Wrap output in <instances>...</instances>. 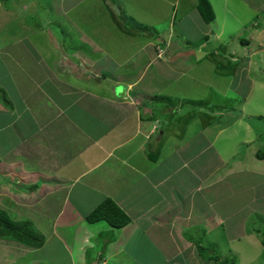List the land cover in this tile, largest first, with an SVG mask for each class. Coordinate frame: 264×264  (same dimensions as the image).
<instances>
[{
    "label": "rangeland",
    "instance_id": "374dc122",
    "mask_svg": "<svg viewBox=\"0 0 264 264\" xmlns=\"http://www.w3.org/2000/svg\"><path fill=\"white\" fill-rule=\"evenodd\" d=\"M153 1L154 0H146V3L151 6L155 4ZM208 1L210 4L213 2L212 0ZM247 1H252V3L248 2L246 5L247 7L239 4L235 5L234 3L230 5L228 12H230V20L234 22L229 23V29H226L224 36L218 35L219 38H217L216 35L215 37H210L211 41L217 39L219 41H215V43L212 44L215 49L212 54H210L211 58H204L211 61L210 64L216 65V61H222L221 58L225 57L226 62L229 63L227 64L224 62L222 64V70L230 74L229 79H224L223 85L220 86H215L213 82L211 90L206 88L208 94H210L208 99L201 102L199 106L185 107L183 109V115L181 114V121H174L176 124H179V130L182 131L181 135L176 139L181 141L182 137L185 138V134L189 135V132H192V135H194L197 133L192 137L193 142L196 144L193 145L192 143L191 149H182L183 146L180 145V148H170L169 151H171L169 153L166 152V154L174 155L176 159L178 156L181 157V153L183 157L188 156L191 152L196 153L198 148L202 147L200 143L203 141L202 135L204 132H201V130H203L204 127H201V125L213 119L215 122V129L212 132V140L215 141V143L212 144L211 148L214 156L213 163H211L213 173L210 178H207L205 183L207 184L205 186H208L205 190L208 191L209 195L205 190H202V192H204V194L206 193L209 197L213 193L216 196L217 201L212 210V214L206 209L205 212L200 214L201 217L198 216L196 218V220H198L197 225L196 223H193V225L189 223L188 229L184 235L182 233L181 239H178L176 236L174 237L173 234H171L172 237H170V235L168 236L166 233L167 229L164 227L160 229L162 226L159 224L149 227V230L152 229L151 231H147L148 228L143 227L150 237L155 236L156 238L151 239L146 236L145 238L141 236L134 237L132 239V245L127 249V252H125L127 255L124 256L123 259H121V257H116L117 255L114 256V264H211L206 260L208 258L204 259L198 253L197 245L189 240V236L195 237L197 241L201 238L205 246L211 245V247H213L211 250L212 255L215 254L220 259H231L236 257L235 260L237 264H264V245L261 240L264 236L254 231V227L264 229V161L259 160L255 155V152L264 149V33L257 39L258 42H263L262 48L260 47L257 50L258 44L256 45L252 42L250 45L251 52H245V54H243L242 51V53L239 52V48L242 47L240 43L250 40L248 35V31L250 30L249 24L253 22L256 25H260V27H264V0ZM0 2L2 3V7L0 8V45L1 48L5 45L9 48V52L6 49L0 50V95L4 97V99L0 100V110L4 111L6 120H12V123L7 124L6 128L2 127L5 122H0V142H4V144L2 143V145H0V151L3 150V147L5 151L9 150L11 143L18 142L20 144L19 150L24 157V160L17 161L18 165L6 161L5 164L9 165L4 166L3 162H0V172L4 177V181H11V183L9 182L10 186L5 190L7 196L5 197V195L3 196L0 194V209H4L5 212L9 214L10 218L15 221H30L31 227L45 238V241L50 239L49 244L46 245L44 249L26 248L17 242L12 243L1 240L0 264H70L71 262H76L78 256L84 252H82V249L78 251L80 246H73L72 248L66 246L68 249V251H66L62 247V243L59 239L56 236H52L55 231L54 227L51 226L52 224L49 222L51 217L56 213L55 209H58L59 203L56 202V205H52H55V209L52 208L45 212H40L39 210L36 212L31 211L29 214L23 213L21 205L17 204L20 201H38L39 205L42 204L43 207H47L48 202L51 200V198H49L50 195L46 194L47 192L43 191V189L38 188L33 190L29 189V184L25 185L26 177H32L39 182L46 183L45 175H48L46 170L34 169L31 166L32 162L30 163L29 160H37L38 163H40L41 161L48 160L52 155L50 149L45 148L42 149L39 155H33V151H31L32 145L40 142L41 146H43V144L51 146L52 151L56 147L63 149V145L67 143L68 139L72 137L75 132L79 131L75 129L67 130L70 128V120H74L73 122L75 123H83L87 126V129L90 128L92 124L91 116L84 112L86 102L78 106L72 104L70 101L67 102L68 99L60 95L61 91L58 92L52 87V81L49 82L48 78L53 76L52 72L60 68V58L62 63L65 62L67 66H70V69L77 63L82 62L83 60L81 57L77 55L75 57V51L78 49H89L93 41L97 44L99 43L101 47L103 45L104 48L103 52L100 50L98 52L93 51L91 54L93 58L94 56L97 58L100 55L103 56L104 53L105 57L107 52L113 53L116 57L120 56L122 51L120 49L121 45H126L127 43V37L125 36L127 33L121 28L127 29L131 35H134V33L129 30L128 25L121 24V27L117 26L116 21H123L122 17L116 16L119 12L117 8L118 0H0ZM193 2L194 6H198V0H193ZM187 4H189V2ZM130 8L133 7L127 6V9ZM255 9H258L260 15L258 18L256 17L257 15L254 14ZM197 11L198 12L195 13L194 9L192 11L191 8V13L188 17H184L183 21L179 22L178 18L176 19L175 26V33L178 32V36L181 39L180 41L182 43L185 39L188 42L190 41L191 45L189 47L192 48H194L193 46L196 44L202 42L199 39L201 32L199 28H201L200 25H202L203 18L202 12L200 10ZM218 12H221L220 9H218ZM134 18L141 21V18L135 15ZM238 19L240 20L239 22L237 21ZM237 23L244 24L245 27H241L242 29L237 28ZM158 24L159 23L154 22L152 28H154L155 32H162L163 28H159L160 25ZM115 26L119 27L118 29L122 31L120 34ZM215 28L217 27L215 26ZM137 29L140 34L142 33L140 36L141 38L142 36L145 38L147 34L149 35L150 33L145 28L137 27ZM173 29L174 28H171V33ZM233 37L236 42H232ZM111 38L114 39V41L111 40ZM220 42H222V44ZM234 43L235 46L232 45ZM137 44H140V42H137ZM70 48L74 51H70ZM246 50L248 49L246 48ZM201 55L203 56L202 53ZM143 56L144 53L138 54V56L132 60L136 71H134L131 64L118 69L116 72H120V74H136L138 70L137 66L140 65L139 62H141ZM260 56L263 62L260 61ZM44 57L47 60H45ZM236 58L246 60L247 66L245 65V69L241 68V64L237 69L235 68L237 65ZM44 60L45 63L43 64ZM106 61L108 64L105 63V65L107 67L109 66V69H111L110 59ZM136 61L137 64H135ZM79 66L78 68H74L71 73L66 74V76L64 75V78L91 77L86 75L83 67L81 68L83 62L81 65L79 63ZM64 68L66 69L65 64ZM154 69L155 67L153 66L149 68L146 73L143 82L144 84L146 83V86H149L151 81H157V78H159V75H156L155 80ZM199 70L198 67L194 69L192 71L193 76L197 75ZM91 73L97 74L95 69L91 71ZM108 73L111 75L109 70ZM28 77L37 81V83H39L38 81H44V84L48 83L47 86L52 87L53 91L45 88V92L52 91L53 94L50 97L55 99L58 103L65 105L64 108L68 107L71 116L69 118L65 116L57 118L55 123L50 122L49 126L44 127V124L50 121L54 115L50 117L48 115L42 116L40 113H36V109L41 108L40 103L44 100L43 97L45 96L43 94V97H37V101H28L29 109L36 116L26 113L21 117L15 114H11L9 117L7 114L11 110L10 108L13 105L15 107L17 104L22 103V96L18 90V95L14 100L13 95L8 93V89L12 88L14 79L16 82L21 80V82L28 83ZM109 77L110 76H108V78ZM57 80L59 82L62 81L61 78ZM164 80L165 79L162 77L158 83L162 85L165 83ZM197 82L198 81L193 82V84L184 87V89L188 87L190 92L192 91L196 95H200V92L201 94L203 92L206 93L204 86ZM178 84L180 87L183 86L181 82ZM22 85H24V83H22ZM55 85L58 86L57 84ZM153 86L155 85H151L150 89H153ZM173 88L174 85L172 86V89ZM216 89H219L220 93L216 92ZM118 91L125 94V90L122 86H119ZM7 101L11 103L8 104ZM210 106L211 108L208 109ZM46 107L49 108L50 112L52 111L51 104H47ZM198 107L199 115L197 116V120L192 124L191 119L188 118L186 121V111L196 110ZM220 110L224 112L222 117L218 115L219 112H222ZM191 113L193 114L195 112L191 111ZM178 117H180V115H178ZM237 117H241L242 123L246 124V122H248L253 126L250 135L254 137V139L251 143L247 144V148L246 145L244 146L245 148L240 147L238 152L242 154V157L246 156L243 160H240V162L246 161L248 167H250V163L254 164L257 174H253V178L248 174L230 175V177L226 179L225 184L220 185L221 181L218 177L221 175H219V173L223 172L224 175L227 176L228 174H234L238 170H241L239 169L241 166H239L240 163L237 162V157H229L228 153H223V155H221V152L224 151L225 148L231 149L232 145L234 147L235 141H239L246 133L245 130L239 128L236 133L232 135L231 139L226 137V135L229 133L231 135L233 132L232 128H227L228 125H230L231 121L238 119ZM253 121H255L256 125ZM218 131H220L219 137L216 136ZM32 134H35L34 138L36 141L29 139ZM44 139H46V142L42 143ZM152 150L154 153L157 149L152 148ZM10 154L13 155L11 152ZM200 154H202L201 151L198 152L199 157L201 156ZM222 158L223 163L220 162ZM176 159L174 160L179 161ZM166 160L169 161V159ZM198 160L200 161L201 159ZM34 171L37 172L33 175L29 174ZM226 176L223 177L224 180ZM247 179L248 181H246ZM176 182L179 183L176 190H174L171 185H166L161 190L158 189L160 195L152 196L160 197V203L153 208L154 214L153 216L150 214V216L154 217L166 211V206H164L165 202H161V196L166 193H169V197L173 196V191L179 202L176 208L183 209V212L190 210V208L193 209L188 211L186 217H181V221L182 218H195L196 215H198L197 212H200L199 209L206 207V203H204L200 197L196 198L194 202L199 205L200 208L199 206L184 207V192L186 191L184 190V184H186V182ZM19 186H23L24 188H19ZM210 189H212V192ZM11 193L15 194L17 199H11ZM76 197V195L75 197L70 196V200H73L72 202L74 203L70 202V204L73 207L76 206V209H74L75 213L71 214L68 220L64 219L61 223L67 222L68 226L66 231L68 232L71 230L76 232V235L81 239V233L85 232V230L83 231L82 229L84 224H88V228H91L92 226H96L97 222L89 223L85 218L84 212L90 205L89 201H85V199L81 200L82 197L78 200ZM79 201L80 204H78ZM156 201L157 200L153 202ZM207 207L209 208V206ZM176 208L172 209L169 214L173 215L176 212ZM59 209L57 211H59ZM78 214L83 215V218L81 216L79 217ZM140 222L141 224L145 223L143 219L140 220ZM183 225L187 226L188 223H184ZM100 226L101 225H98L97 227ZM58 228L60 230V224ZM90 236L91 237H88L86 241L88 244L83 248L85 252L88 251L87 254H85L87 259L86 264L95 263L99 257L102 256V252L106 253V250L108 252L111 251L110 246L100 245V235L99 232H96V228L92 229V234H90ZM104 236L106 237L107 235L104 233ZM84 240L85 238L81 239L80 242ZM118 240H120L119 237ZM136 246H140L144 249L145 254H143L142 257L135 256ZM57 247L58 250L56 249ZM115 251L116 249L113 250V252ZM211 253L204 252L203 254L207 257L211 255ZM130 256L138 260H135V262L131 261L129 260ZM215 262L216 261H213V264H218ZM99 264H103V262L100 261ZM105 264L111 263L106 262Z\"/></svg>",
    "mask_w": 264,
    "mask_h": 264
},
{
    "label": "crops",
    "instance_id": "0c3cea01",
    "mask_svg": "<svg viewBox=\"0 0 264 264\" xmlns=\"http://www.w3.org/2000/svg\"><path fill=\"white\" fill-rule=\"evenodd\" d=\"M212 1L211 7L214 18L211 20L212 22H207L202 16L203 22L202 25H200L201 28H199L201 31L199 39L202 42L196 44L195 46L197 47L193 46L194 48H192L189 47L191 45L190 41L188 42L185 39L182 43L178 36V32L175 33L176 19L178 18L179 22L183 21V18L188 17L191 13V8L192 11L194 9L195 13L198 12L197 10H200V0H198V6H194L193 0H154L153 2H155V4L151 6L146 3V0H118L117 8L119 12L116 16L122 17L123 21L115 20L117 26L121 27V24L128 25L129 30L134 33V35H131L127 29L121 28L127 33V35H125L127 37V43L126 45H121L120 49L122 51L120 56L116 57L113 53L107 52L105 57L104 53L103 56L100 55L98 58L94 56L93 58L91 56L93 51H104L103 45L101 47L99 43L97 44L93 41L90 48L84 50L85 52L81 49L75 51V57L77 55L83 60V66H81V68L83 67L86 75L91 77H68V79H65L64 75L66 76V74L71 73L74 68L80 67L79 63L81 65L82 62L75 63L76 65L70 69V66H67L65 62L62 63L60 58V68L52 72L53 76L48 78L49 82L52 81V87L58 92L61 91L60 95L68 99L67 102L70 101L76 106L86 102L84 112L91 116L92 124L90 128L87 129V126L83 123H75L73 122L74 120H70V128L67 130L75 129L79 131L75 132L72 137L68 139L67 143L63 145V149L56 147L52 151L51 146L46 144L41 146L40 142V144L34 143L32 145L31 151H33V155H39L44 148L50 149L52 155L48 160L41 161L40 163H38L37 160H29L30 163L32 162L31 166L34 169L46 170L48 174L45 175L46 183L39 182L32 177H26L25 185L29 184V189L33 190L38 188L43 189V191L47 192L46 194L50 195L49 198H51V200L48 202L47 207H43L42 204L39 205L38 201H20L17 204L21 205L23 213L29 214L31 211L36 212L39 210L40 212H45L52 208L55 209L56 202L59 203V211L55 209L56 213L51 217L49 222L52 224L51 226L54 227L55 231L52 236H56L59 239L62 243V247L66 251H68L66 246H70L69 248L80 246L78 251L82 249V252H84L78 256L76 262H71L70 264L87 263L85 254H87L88 251L85 252L83 248L88 244L86 241L88 237H91L90 234H92L93 228H96V232H99L100 245H108L111 247V251L109 252L107 250L106 253L100 252L102 256L99 257L96 262H98V264L100 261H102L103 264L106 262L114 264V256L117 255L116 257H121V259H123L124 256L127 255L125 252H127V249L132 245V239L134 237L141 236L145 238L146 236L151 239L156 238L155 236L150 237L143 227L148 228L147 231H151L152 229L149 230V227L159 224L162 226L160 229L163 227L167 229L166 233L168 236L170 235V237H172L171 234H173L174 237L176 236L178 239H181L182 233L183 235L185 234L189 223L190 225H193V223L197 225L198 220H196V218L198 216L201 217L200 214L205 212L206 209L212 214L217 200L214 193L210 195V197L208 196V191L205 190L208 186L206 187L205 185L207 184L205 183L207 178H210L213 173V168L211 167L214 158L211 148L212 144L215 143V141L212 140V132L215 129V122L213 119L201 125V127H204L201 132L205 134L203 133V141L200 143L202 147L198 148L196 153L191 152V154L189 153L188 156L184 157L181 153V157L178 156L177 159L174 155L166 154V152L169 153L171 151H169L170 148H180L181 145L183 146L182 149H191V144H196L193 142L192 137L197 133L192 135V132H189V135L185 134V138L182 137L181 141L176 139L181 135L182 131L179 130V124H176L174 121H181L184 113L183 109L185 107L199 106L201 102L206 101L210 95L207 89H212L213 82L215 86H220L223 85L224 79H229L230 74L222 70V64L224 62L227 64L229 63L226 62L225 57L221 58L222 61H216V65L210 64L211 61L207 60L211 58L210 54H212L215 49L212 44L215 43V41H219L218 39L211 41L210 37H215V35L217 38H219L218 35L224 36L226 29H229V23L234 22L230 20V12H228L231 4L234 3L235 5L239 4L241 6H246L248 2L252 3V1L247 0ZM188 2L189 4H187ZM214 4L217 13L215 12ZM127 6L133 8L127 9ZM1 7L2 3L0 2V8ZM218 9H220L221 12H218ZM254 14L257 15V18L260 16L258 9H255ZM134 15L141 18V21L135 19ZM237 21L239 22L240 20L238 19ZM154 22L159 23V28H163L162 32H155L154 28H152ZM236 25L237 28L245 27L244 24L240 23ZM249 25L250 30L248 31V35L250 40L240 43L242 47L239 48V52L242 51L243 54H245V52H251L250 45L252 42L256 45L258 44L257 50L263 45V42H258L257 39L264 33V27H260V25H256L253 22ZM215 26L217 28H215ZM137 27L145 28L150 32L149 35L147 34L145 38H143L144 36L141 38L140 36L142 33L140 34L138 32L139 30ZM118 28L119 27H117L116 30H118L120 34L122 31ZM171 28H174L172 33ZM111 40L114 41L112 38ZM232 40V42H236L234 41V37ZM137 42H140V44H137ZM220 43L222 44V42ZM232 45L235 46V43ZM7 47L8 46L5 45L1 48L0 45V50L6 49L9 52V48ZM246 48L248 50H246ZM70 51L74 50L71 49ZM141 53H144V56L141 62H139L140 65L137 66L138 70L136 74H120V72H116L118 69L131 64L134 71H136L132 60ZM107 59H110L111 63H113H110L112 66L111 69H109V66L107 67L105 65ZM45 60L47 59L45 58ZM260 61H262L261 56ZM64 64L68 70L64 68ZM135 64H137V61ZM236 64V69L240 64L242 69H245V65L247 66L246 60H242V58H238ZM153 66L155 67V80L156 75H159V78H157V81H151L149 86H146V83H143L144 78L149 68ZM197 67L200 69L199 73L193 76L192 71L197 69ZM94 69L97 74L91 73ZM108 70L111 75L108 73ZM44 74L46 75L45 71ZM108 76L110 77L108 78ZM162 77L165 79V83L160 85L158 81L161 80ZM60 78L62 79L61 82L57 80ZM28 80L29 82L26 83L21 82V80L16 82L14 79L12 88L8 89V93L13 95L14 100L18 95V90L22 96V103L17 104L15 107L13 105L10 108L11 110L7 114L9 117L11 114L21 117L26 113L36 116L29 109L28 101L36 100L37 97L43 94L45 96H42L44 100L40 103L41 108L36 109V113H40L42 116L48 115L50 117L54 115L50 121L44 124V127L49 126L50 122L55 123L57 118H62L63 116L69 118L71 116L68 107L64 108L65 105L58 103L55 99L50 97L53 94V89L47 86L48 83L44 84V81H38L39 83H37V81L32 80L30 77H28ZM196 81L204 86L206 93L203 92L201 94L200 92V95H196L192 91L190 92L188 87L184 89V87ZM179 82L183 83V86L180 87L178 84ZM22 83H24V85H22ZM151 85H155L153 89H150ZM173 85L174 88L172 89ZM119 86L124 88L125 94L118 91ZM45 88L52 91L45 92ZM216 92L220 93L219 89H216ZM1 99H4L2 95H0V100ZM7 102L8 104L11 103L10 101ZM47 104H51V112L49 108L46 107ZM210 108L211 106L208 109ZM191 111L195 113L192 114ZM220 111L222 112H219L218 115L222 117L224 112L223 110ZM178 115H180V117H178ZM198 115L199 107L196 110H187L186 121L189 118L192 124L197 120ZM237 118L238 119L231 121L228 127L226 126L233 130L231 135L229 133L226 137L231 139L232 135H234L239 128L245 130L246 133L239 141H235L234 147L232 145L231 149L225 148V150L221 152V155H223V153H228L229 157H237V162L240 163L239 166H241L239 169L241 170H238L234 174H228L227 176L224 175L223 172L219 173V175H221L218 177L221 181L220 185L225 184L226 179L229 178L230 175L248 174L253 178V174H257L254 164L250 163V167H248L246 161L240 162V160H243L246 156L242 157V154L238 152L240 147L246 145L247 148V144L251 143L254 139V137L250 135L253 126L248 122H246V124L242 123L241 117ZM0 122H5L2 125L4 128H6L7 124L12 123L11 119H5L3 110H0ZM219 135L220 131L216 133L217 137H219ZM34 136L35 134H32L29 139L36 141ZM45 142L46 139H44L42 143ZM2 143L4 144V142H0V145H2ZM19 147L20 144L18 142L11 143L9 150L5 151L3 147V150L0 151V162H3L4 166L9 165L5 164L6 161L18 165V160H24ZM152 148L157 150L153 153ZM9 151L13 155H11ZM199 151L202 153L200 157L198 155ZM257 152H255L256 157ZM166 159H169V161ZM174 159L179 161H175ZM198 159L201 160L199 161ZM259 160L264 161V158ZM220 162L223 163V158ZM36 172L37 171H34L29 174L33 175ZM224 176H226L225 180L223 178ZM176 181L181 183L186 182V184H184V190H186L184 192V207L199 206L194 203L195 199L198 197L202 198L204 203H206V207L199 209L200 212H197L198 215H196L195 218H182L181 221V217H186L188 211L193 209L190 208V210H184L185 212H183V209L176 208L179 202L173 191V196L169 197V193L161 196V202H165L164 206H166V211L152 217L154 214L153 208L160 203V197L152 196H158L160 193L158 189L161 190L166 185H171L172 188L176 190L179 184ZM246 181H248V179ZM9 182L11 183L10 180L4 181V177L0 172V194L3 196L5 195V197L7 196L5 190L10 186ZM19 188L24 187L19 186ZM202 190H205L208 195L206 193L204 194ZM210 191L212 192V189H210ZM75 195L78 200L82 197L81 200L85 199V201H89L90 205L84 212L85 218L98 205L110 198L130 216L131 223L119 229L113 228L109 223L104 221L97 222V225L91 228H88V224H84L82 229L83 231L85 230V232L81 233L80 238H85V240L80 242L81 239L76 235V232L71 230L68 232L66 231L68 223H61L64 219L68 220L70 215L75 213L74 209H76V206L74 205L75 207H73L70 204V202L73 201L70 200V196L75 197ZM10 197L11 199H17V196L13 193L10 194ZM155 200L157 201L153 202ZM53 204L55 205L52 206ZM78 204H80V201ZM207 206H209V208ZM174 208H176V212L170 215L169 212ZM2 210L5 211L4 209ZM150 214H152V216H150ZM78 215L83 218V215ZM142 219L145 222L144 224L140 222ZM184 223H188V225L185 226L183 225ZM59 224L60 230L58 228ZM98 225L101 226L97 227ZM104 233L107 235L106 237ZM118 237L120 240H118ZM1 240L12 243L16 242L6 239H0V241ZM49 241L50 239L45 241L41 248L44 249L45 246L49 244ZM21 245L30 248L23 244ZM56 249L58 250V247ZM114 249H116L115 252H113ZM135 249L136 257H142V255L145 254L142 247L136 246ZM197 250L199 249L197 248ZM129 260L135 262V260L138 259L130 256ZM207 261L213 264L212 260Z\"/></svg>",
    "mask_w": 264,
    "mask_h": 264
},
{
    "label": "trees",
    "instance_id": "16d2710c",
    "mask_svg": "<svg viewBox=\"0 0 264 264\" xmlns=\"http://www.w3.org/2000/svg\"><path fill=\"white\" fill-rule=\"evenodd\" d=\"M199 9L202 12L203 18L207 22L213 20L214 14L212 12L211 4L208 0H200ZM219 117H221V115H219ZM253 123L256 125L255 121H253ZM257 157L259 159L264 158V149L259 150L257 152ZM86 220L89 223H96L99 221H104V222L109 223L113 228H116V229L125 227L131 223L130 216L121 207H119L115 201H113L110 198L102 202L93 211H91L86 216ZM30 223L31 222L28 220L15 221L10 218L7 212L0 209V239L16 241L30 248H36V249L41 248L45 243V238H43L39 233H37L35 229L31 227ZM254 231L257 234H261L264 236V229L254 227ZM188 238L189 240L193 241L197 245V248L199 249L198 250L199 254L204 259L208 258L207 260L216 261L215 263H218V264H237L235 260L236 257L235 258L233 257L231 259H228V258L220 259L215 254L212 255L211 250L213 249V247H211V245L205 246L202 243L203 240L201 238L199 239V241H197L195 237L193 236H189ZM261 240L264 245V237H262ZM204 252L206 253L209 252L211 253V255H208L206 257L203 254ZM212 256H215V257H212Z\"/></svg>",
    "mask_w": 264,
    "mask_h": 264
},
{
    "label": "water",
    "instance_id": "95a60500",
    "mask_svg": "<svg viewBox=\"0 0 264 264\" xmlns=\"http://www.w3.org/2000/svg\"><path fill=\"white\" fill-rule=\"evenodd\" d=\"M94 264H97V262H95Z\"/></svg>",
    "mask_w": 264,
    "mask_h": 264
},
{
    "label": "clouds",
    "instance_id": "9594fccd",
    "mask_svg": "<svg viewBox=\"0 0 264 264\" xmlns=\"http://www.w3.org/2000/svg\"><path fill=\"white\" fill-rule=\"evenodd\" d=\"M97 264H98V262H97Z\"/></svg>",
    "mask_w": 264,
    "mask_h": 264
}]
</instances>
